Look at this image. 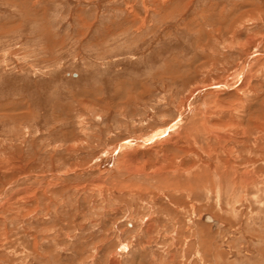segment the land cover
I'll return each instance as SVG.
<instances>
[{"label": "rangeland", "instance_id": "obj_1", "mask_svg": "<svg viewBox=\"0 0 264 264\" xmlns=\"http://www.w3.org/2000/svg\"><path fill=\"white\" fill-rule=\"evenodd\" d=\"M0 264H264V0H0Z\"/></svg>", "mask_w": 264, "mask_h": 264}, {"label": "bare ground", "instance_id": "obj_2", "mask_svg": "<svg viewBox=\"0 0 264 264\" xmlns=\"http://www.w3.org/2000/svg\"><path fill=\"white\" fill-rule=\"evenodd\" d=\"M242 74V73H241ZM238 77H239V75H238ZM238 77H236V83H239V78ZM243 79L244 78H242V76H241V79H240V81H243ZM232 80V79H231ZM217 88V87H216ZM215 88V89H216ZM212 91V90H211ZM217 91V90H216ZM260 126V125H259ZM170 129H167V131L165 130H162V131H159V132H156L155 133V135H153V137H148L146 140H138L141 144H145V146L146 145H149V144H152L153 142H155L156 141V139L157 138H161V135H164L165 137H167V136H169V137H171V135H173L176 131H179L180 130V128H177L176 129V131H174L173 130V132L174 133H172L171 132V135H170V131H169ZM163 137V136H162ZM144 138V137H143ZM141 139V138H140ZM155 139V140H154ZM137 140V139H136ZM153 140V142L151 143V141ZM160 140V139H159ZM176 140V139H175ZM131 144H132V142H130ZM156 143H157V141H156ZM172 144V143H171ZM137 145V144H136ZM130 146H131V148H130ZM144 146V147H145ZM123 148H119L118 147V149H116V153H117V155L118 154H123L124 153V155H125V159L126 160H130V161H133V160H135V157H136V152H133L132 150H135L136 149V147L135 146H133V145H128V144H124L123 146H122ZM109 151V150H108ZM107 151V152H108ZM129 151V152H128ZM137 151V150H136ZM112 152H113V149H110V151H109V153L106 155V160H108V162H111V159L112 158H110L109 156H112V155H114V154H112ZM114 153V152H113ZM111 154V155H110ZM115 157H116V155H115ZM105 158V157H104ZM110 160V161H109ZM107 163V162H106ZM102 164V163H101ZM108 164V163H107ZM205 216L206 215H204V217H203V220H204V222H206V223H210V224H212L214 227H217V225L219 224L218 223V221H215L214 219H213V217H211L210 215H208V216H210L211 218H212V220L213 221H206L205 220Z\"/></svg>", "mask_w": 264, "mask_h": 264}, {"label": "water", "instance_id": "obj_3", "mask_svg": "<svg viewBox=\"0 0 264 264\" xmlns=\"http://www.w3.org/2000/svg\"><path fill=\"white\" fill-rule=\"evenodd\" d=\"M205 220L206 221H213L212 218L210 216H208V215L205 216Z\"/></svg>", "mask_w": 264, "mask_h": 264}, {"label": "crops", "instance_id": "obj_4", "mask_svg": "<svg viewBox=\"0 0 264 264\" xmlns=\"http://www.w3.org/2000/svg\"><path fill=\"white\" fill-rule=\"evenodd\" d=\"M219 225V224H218Z\"/></svg>", "mask_w": 264, "mask_h": 264}]
</instances>
